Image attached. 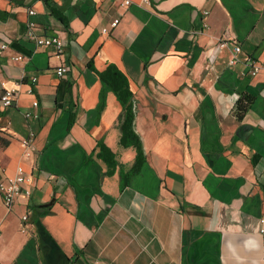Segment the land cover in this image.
Wrapping results in <instances>:
<instances>
[{
	"label": "crops",
	"instance_id": "0c3cea01",
	"mask_svg": "<svg viewBox=\"0 0 264 264\" xmlns=\"http://www.w3.org/2000/svg\"><path fill=\"white\" fill-rule=\"evenodd\" d=\"M131 1L0 0V94L19 93L0 110V182L19 166L33 177L11 211L0 196V264H264V0ZM31 35L59 37L63 54ZM110 63L129 78L147 154L124 188L136 152L119 146L123 107L96 74ZM242 94L253 101L239 120Z\"/></svg>",
	"mask_w": 264,
	"mask_h": 264
},
{
	"label": "trees",
	"instance_id": "16d2710c",
	"mask_svg": "<svg viewBox=\"0 0 264 264\" xmlns=\"http://www.w3.org/2000/svg\"><path fill=\"white\" fill-rule=\"evenodd\" d=\"M52 13L56 14L55 10ZM92 68V66H90ZM105 88L113 92L123 110L120 117L121 135L119 146L123 149L133 148L136 152L134 163L129 168H121V188L130 183V179L139 174L146 162L147 154L144 149L142 137L137 130L136 121L138 107L128 76L115 64H108L103 71H96ZM253 101V97L248 94H242L235 106V115L239 120L245 117ZM65 109L69 113V128L76 120V106L73 101L72 84H69L65 96ZM96 158L107 166V175L113 176L119 166L117 155L111 148L101 143L98 146Z\"/></svg>",
	"mask_w": 264,
	"mask_h": 264
},
{
	"label": "built area",
	"instance_id": "2783aa9c",
	"mask_svg": "<svg viewBox=\"0 0 264 264\" xmlns=\"http://www.w3.org/2000/svg\"><path fill=\"white\" fill-rule=\"evenodd\" d=\"M117 1L121 7H129L133 4L131 0H115ZM144 4H150V0H142ZM30 13H33L32 11ZM118 21L113 22V27L117 26ZM206 28V26H205ZM104 33H108L107 28L103 29ZM30 39L34 41L35 45L37 47H50L54 48L58 54L61 56L64 52L65 44L62 39L56 36H47V37H36L34 35L30 36ZM221 46H226L227 41L221 40L219 42ZM8 49L7 43L0 44V55ZM241 52V46L239 44L235 45V50L232 55V58L229 62L230 65H236L239 61L238 54ZM15 61H21L23 60V56L19 55L14 58ZM248 62L251 64V71L250 74L254 75L258 72L260 69V66L257 62L253 61L252 59H248ZM69 69L68 66L63 64L59 66L55 72L59 78L66 77ZM37 77H32L31 83L32 85H35L37 82ZM28 94L32 95L34 94L33 87L28 89ZM19 93L17 90L10 89L5 86V83H3V88L0 94V110H6L16 103L18 100ZM33 107L37 109L39 107V102L36 100L33 102ZM25 117L27 119H37L38 114L37 113H25ZM34 138H35V132L31 131L29 136L22 140V146L25 150V155L27 157H31L35 151L34 146ZM32 180L33 177L29 172H26L25 169L22 166H19L17 169L16 177L10 181L7 182H0V196L2 197V200L4 202L5 207L8 211H11L12 207L16 203L17 199L20 196H25L29 198L32 195ZM28 216H23V220L27 221ZM262 224L264 225V218L261 219ZM264 232V229L262 230Z\"/></svg>",
	"mask_w": 264,
	"mask_h": 264
}]
</instances>
